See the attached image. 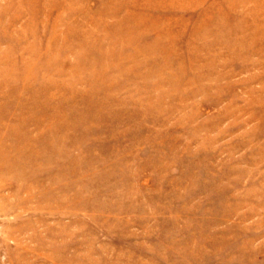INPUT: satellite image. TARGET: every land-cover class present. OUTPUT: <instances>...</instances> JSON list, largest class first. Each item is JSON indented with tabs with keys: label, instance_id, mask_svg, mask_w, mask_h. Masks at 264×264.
<instances>
[{
	"label": "rangeland",
	"instance_id": "obj_1",
	"mask_svg": "<svg viewBox=\"0 0 264 264\" xmlns=\"http://www.w3.org/2000/svg\"><path fill=\"white\" fill-rule=\"evenodd\" d=\"M0 264H264V0H0Z\"/></svg>",
	"mask_w": 264,
	"mask_h": 264
}]
</instances>
